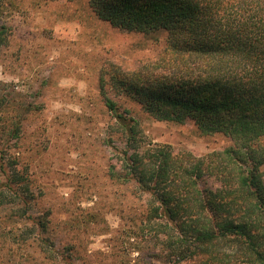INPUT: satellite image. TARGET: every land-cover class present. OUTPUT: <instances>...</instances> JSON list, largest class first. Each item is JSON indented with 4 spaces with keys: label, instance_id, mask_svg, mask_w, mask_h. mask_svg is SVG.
Here are the masks:
<instances>
[{
    "label": "rangeland",
    "instance_id": "rangeland-1",
    "mask_svg": "<svg viewBox=\"0 0 264 264\" xmlns=\"http://www.w3.org/2000/svg\"><path fill=\"white\" fill-rule=\"evenodd\" d=\"M166 36L115 28L88 0H0V264L164 262L152 197L112 174L126 133L105 97L136 120L142 144L196 157L232 145L153 119L107 81L167 72Z\"/></svg>",
    "mask_w": 264,
    "mask_h": 264
},
{
    "label": "trees",
    "instance_id": "trees-1",
    "mask_svg": "<svg viewBox=\"0 0 264 264\" xmlns=\"http://www.w3.org/2000/svg\"><path fill=\"white\" fill-rule=\"evenodd\" d=\"M88 4L120 30L167 34L168 71L109 77L118 95L155 120L191 121L203 134L232 141L206 157L142 144L136 120L105 97L126 133L121 171L112 174L152 197L162 264H264V0Z\"/></svg>",
    "mask_w": 264,
    "mask_h": 264
}]
</instances>
